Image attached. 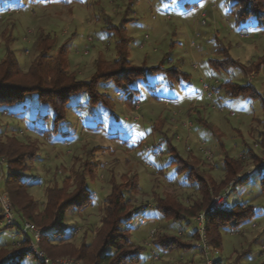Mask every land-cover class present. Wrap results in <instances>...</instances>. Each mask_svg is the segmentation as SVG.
Wrapping results in <instances>:
<instances>
[{
	"label": "rangeland",
	"instance_id": "obj_1",
	"mask_svg": "<svg viewBox=\"0 0 264 264\" xmlns=\"http://www.w3.org/2000/svg\"><path fill=\"white\" fill-rule=\"evenodd\" d=\"M230 5L231 0H0V61L8 43L23 71L28 70L37 56L33 44L44 32L59 36L58 46L69 43V73H76L80 80H89L95 72L96 59L116 57L115 37L108 31L109 21L117 25L128 12L133 18L127 26L133 38L130 59L135 64L145 60L152 67L167 55L166 66L180 67L190 75L188 82L174 87H169L162 77L150 79L148 84L136 82L134 86L140 90L141 101L135 109H129L124 103L117 104L119 121L106 111L96 110L102 123L99 130L88 129L94 125L87 121V116L72 110L69 125L62 128L69 135V141L60 136L49 139L32 122L22 118L23 114L15 116L0 109V141L16 137L36 147L37 158L29 164V172L39 183L31 185L28 194L41 208L46 203L47 188L54 184L62 186L72 170H78L87 159L100 164L94 172L95 180L89 183L94 192L93 205L83 213L69 212L66 217L67 231L73 228L74 244L78 245L84 237L90 243L98 236L112 176L121 179L137 174L139 190L127 192V197L141 210L132 221L125 223V228L131 229L134 241L145 245L143 264H203L205 253L199 248L200 236L198 240H190L194 226L166 220L153 207L157 195H172L186 204L196 194L195 185L177 176L169 164V151L161 142L163 135L159 130L173 139L182 157L200 162L202 170L211 169L218 182L224 177V151L217 138L196 122L197 113L221 130L230 157L241 158L247 144L264 161L261 101L231 98L214 90L221 82L232 79L238 84H252L263 93L264 65L259 73L245 74L241 69H234L228 75L215 71L208 63L214 56L212 52L219 48H229L230 56L244 67H250L264 56V30L256 28L255 19L237 27L228 14ZM104 88L101 85V91ZM207 92L211 95L209 104L204 98ZM3 164L4 159L0 158V165ZM256 170V165H248L235 181L250 174L249 180L235 189L233 180L220 193L230 192L226 209L236 203L252 204L258 216L238 232L225 230L221 249L211 246L206 237L214 264L218 261L264 264V191L262 175ZM4 196L8 197L12 209L0 173V218H3L0 229L13 227L0 233V251H31L24 264H41L35 250L30 248L32 241L23 246L24 237L16 224L7 223ZM15 220L22 225L16 215ZM153 230L157 234L182 233L185 243L193 244L194 248L187 253L162 252L152 245ZM37 247L43 251L39 243ZM57 259L76 261L65 256L52 260Z\"/></svg>",
	"mask_w": 264,
	"mask_h": 264
},
{
	"label": "trees",
	"instance_id": "obj_2",
	"mask_svg": "<svg viewBox=\"0 0 264 264\" xmlns=\"http://www.w3.org/2000/svg\"><path fill=\"white\" fill-rule=\"evenodd\" d=\"M228 14L234 19L237 27L255 19L256 28L264 30V0H231ZM132 21L133 18L129 17L128 12L117 25L109 21L108 31L115 37L116 57L113 60L102 56L96 59L95 72L87 81L80 80L76 73H69V43L58 46L59 36L55 34L40 33L33 44L37 56L27 71L22 70L7 43L4 57L0 61V109L15 116L23 114L22 118L32 122L34 127L49 139L60 136L69 141V135L62 128L69 125V114L72 110H79L87 116V121L94 125L87 127L88 129L99 130L102 123L96 115V110L106 111L109 116L119 121L117 104L124 103L129 109H135L141 101L140 90L134 86L136 82L148 84L150 79L156 77H162L169 87L188 82L190 75L180 67L166 66L167 55L160 64L152 67L145 62L135 64L130 59L133 38L127 26ZM208 63L215 71L228 75L234 69H241L245 74L253 71L259 73L261 65H264V56L250 67H244L230 56L229 48H219ZM101 85L105 86L104 91H101ZM214 90L222 91L231 98L259 100L264 109V91L260 93L252 84H238L229 79L221 82ZM154 99L161 100L159 97ZM15 109L22 111L17 112ZM25 114L31 115V118ZM195 120L219 141L224 151V177L218 182L213 178L211 169L202 170L200 162L195 163L191 158L182 157L178 148L173 145V139L159 130L163 135L161 142L165 143L169 151V164L175 168L177 176H182L184 181L195 185L196 194L189 197L186 204L172 195H157L153 207L166 220L194 226L190 240H198L199 230L195 219L199 214L205 213L206 237L211 246L221 249L223 232H238L246 222L258 216V210L254 205L246 203H236L226 209L225 200L219 211L209 212L212 197L219 195L250 164L256 165V172L262 175L261 186L264 191V161L247 144L241 158L230 157L222 140L221 130L198 113ZM262 136L264 140V132ZM35 149V146L26 145L16 137L7 138L5 142L0 141V158L4 159V164L0 165L3 189L8 192L13 214L22 223H16L17 230L20 232L19 229L26 223L44 228L39 244L40 249L50 259L65 256L83 264H143L142 253L146 247L134 241L131 229L125 228V223L132 221L141 210L127 197V192L136 193L139 190L137 174L121 179L112 176L111 191L105 199L98 236L90 243L86 242L84 237L77 245L73 242V228L67 231L66 217L69 212L83 213L93 205L94 192L89 183L95 180L94 172L99 169L100 164L87 159L78 170H72L62 186L54 184L47 188L46 203L41 208V204L28 194L29 187L39 183L38 178L29 172V164L37 158ZM249 177L250 174L235 181L233 189L238 184L247 182ZM2 220L1 217L0 222ZM12 228L5 226L0 229V233ZM153 231L152 245L162 252L178 250L187 253L194 248L193 244L185 243L186 238L182 233L168 235ZM22 237L23 246L32 240L31 236ZM31 254V251L3 249L0 251V264H24Z\"/></svg>",
	"mask_w": 264,
	"mask_h": 264
},
{
	"label": "built area",
	"instance_id": "obj_3",
	"mask_svg": "<svg viewBox=\"0 0 264 264\" xmlns=\"http://www.w3.org/2000/svg\"><path fill=\"white\" fill-rule=\"evenodd\" d=\"M227 192L224 194H219L217 196H213L210 206L208 207L209 212H216L219 211L226 200ZM7 202V203H6ZM3 203L5 205L6 210V219L7 223L10 225L16 224L15 215L12 212V209L9 205V199L7 196H4ZM205 220H206V214L201 213L196 218V222L199 226V236L201 239V242L199 243V248H201V251L204 252V262L203 264H214V261L209 256V250L210 245L208 244V241L206 239V232H205ZM20 232L23 236H31L32 242H31V249L35 250L37 254V258L41 261L42 264H80L74 260L69 259H57L52 260L46 256V254L43 251H39L37 244L40 241L42 231L38 230L35 226L32 224L26 223L24 224L20 229ZM154 232V231H153ZM152 232V234H153Z\"/></svg>",
	"mask_w": 264,
	"mask_h": 264
},
{
	"label": "crops",
	"instance_id": "obj_4",
	"mask_svg": "<svg viewBox=\"0 0 264 264\" xmlns=\"http://www.w3.org/2000/svg\"><path fill=\"white\" fill-rule=\"evenodd\" d=\"M189 10H191V9H189ZM146 40H147V39H146ZM215 50H216V49H215ZM212 53H213V55H214V51H213ZM213 57H214V56H213ZM213 57H212V58H213ZM144 62H146V61L143 60L142 63H144ZM206 94H207V96H206ZM205 96H206V97H204L205 100H206L205 103L209 104L208 102L210 101V97H211L210 93H208V92L205 93ZM204 98H203V100H204ZM199 99H202V98H199Z\"/></svg>",
	"mask_w": 264,
	"mask_h": 264
},
{
	"label": "snow or ice",
	"instance_id": "obj_5",
	"mask_svg": "<svg viewBox=\"0 0 264 264\" xmlns=\"http://www.w3.org/2000/svg\"><path fill=\"white\" fill-rule=\"evenodd\" d=\"M69 2H70V0H69Z\"/></svg>",
	"mask_w": 264,
	"mask_h": 264
}]
</instances>
